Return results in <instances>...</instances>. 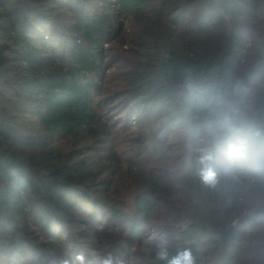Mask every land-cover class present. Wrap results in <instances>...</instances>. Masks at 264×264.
<instances>
[{
    "label": "trees",
    "instance_id": "16d2710c",
    "mask_svg": "<svg viewBox=\"0 0 264 264\" xmlns=\"http://www.w3.org/2000/svg\"><path fill=\"white\" fill-rule=\"evenodd\" d=\"M0 22V264H159L154 232L264 264V153L218 157L213 189L198 152L227 76L264 108V0H0Z\"/></svg>",
    "mask_w": 264,
    "mask_h": 264
},
{
    "label": "clouds",
    "instance_id": "9594fccd",
    "mask_svg": "<svg viewBox=\"0 0 264 264\" xmlns=\"http://www.w3.org/2000/svg\"><path fill=\"white\" fill-rule=\"evenodd\" d=\"M223 91L214 96L219 109L217 125L209 129L211 146L198 149L199 161L203 167L199 170L201 183L209 188H217L222 173L215 167L220 156L237 162L249 159L253 142L264 153V108L256 109L249 100V89L238 79L227 76L222 81ZM148 243L155 247V259L159 264H198L197 257L190 248L178 249L175 254L169 251V239L166 234L153 233ZM60 264H124L111 255L96 256L86 261L83 251L73 252Z\"/></svg>",
    "mask_w": 264,
    "mask_h": 264
},
{
    "label": "water",
    "instance_id": "95a60500",
    "mask_svg": "<svg viewBox=\"0 0 264 264\" xmlns=\"http://www.w3.org/2000/svg\"><path fill=\"white\" fill-rule=\"evenodd\" d=\"M235 230H236V227L233 226L229 231L225 232V231H217V234L220 235L223 239V243H224V246H226V244L228 243V241L230 239H234L235 238Z\"/></svg>",
    "mask_w": 264,
    "mask_h": 264
},
{
    "label": "rangeland",
    "instance_id": "374dc122",
    "mask_svg": "<svg viewBox=\"0 0 264 264\" xmlns=\"http://www.w3.org/2000/svg\"><path fill=\"white\" fill-rule=\"evenodd\" d=\"M5 28V25L3 22H0V44H8L9 43V40L7 39L8 36L6 35H3L2 34V31L4 30ZM2 34V35H1ZM17 55V54H16ZM15 55V56H16ZM13 57V56H12ZM185 227V225H180V228L183 229Z\"/></svg>",
    "mask_w": 264,
    "mask_h": 264
}]
</instances>
